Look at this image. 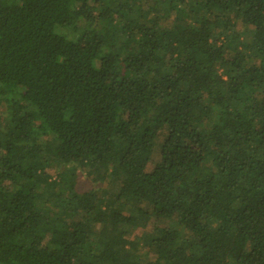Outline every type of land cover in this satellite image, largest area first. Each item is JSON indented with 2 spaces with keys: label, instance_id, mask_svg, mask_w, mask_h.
<instances>
[{
  "label": "trees",
  "instance_id": "16d2710c",
  "mask_svg": "<svg viewBox=\"0 0 264 264\" xmlns=\"http://www.w3.org/2000/svg\"><path fill=\"white\" fill-rule=\"evenodd\" d=\"M0 264H264V0H0Z\"/></svg>",
  "mask_w": 264,
  "mask_h": 264
},
{
  "label": "rangeland",
  "instance_id": "374dc122",
  "mask_svg": "<svg viewBox=\"0 0 264 264\" xmlns=\"http://www.w3.org/2000/svg\"><path fill=\"white\" fill-rule=\"evenodd\" d=\"M176 13H177V11H172L171 13L169 12L167 16H165V17H167L166 20L168 21V23L170 22V19H172V17L176 15ZM169 17H170V18H169ZM3 110H4V109H3ZM3 110H2V111H3ZM66 156H67V157H72V156H71L70 154H68V153H67ZM51 173H53V175L56 176V175H57L56 168L52 167V169H51ZM80 186H81V187H86V188H92V187H93V186L91 185V183H90L88 180H86L84 174L81 175Z\"/></svg>",
  "mask_w": 264,
  "mask_h": 264
}]
</instances>
